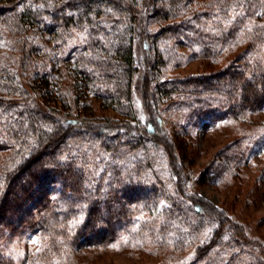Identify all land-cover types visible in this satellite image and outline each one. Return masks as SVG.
Segmentation results:
<instances>
[{"label":"trees","instance_id":"trees-1","mask_svg":"<svg viewBox=\"0 0 264 264\" xmlns=\"http://www.w3.org/2000/svg\"><path fill=\"white\" fill-rule=\"evenodd\" d=\"M136 45L152 52L145 67ZM179 47L209 62L207 75L168 78ZM138 89L183 130L250 115L264 131V0H0V264H86L117 247L158 264H264V244L234 218L194 200L139 204L172 192L142 147L163 145L165 120L127 130ZM89 99L129 122L82 117ZM251 151L234 140L222 173ZM17 236L38 237L34 252L6 253Z\"/></svg>","mask_w":264,"mask_h":264},{"label":"rangeland","instance_id":"rangeland-1","mask_svg":"<svg viewBox=\"0 0 264 264\" xmlns=\"http://www.w3.org/2000/svg\"><path fill=\"white\" fill-rule=\"evenodd\" d=\"M31 35L37 43L40 42L41 35L34 31L31 32ZM42 36L48 38L47 35L42 34ZM177 49V52L182 55V61L179 64L173 63L167 68L166 76L168 78L173 80L207 75L206 66L209 62L198 55L194 56L191 51L184 47ZM136 53L141 60L143 59L140 61L141 67L148 65L146 58L151 55V50L145 52V50H141L139 45H136ZM222 65L224 64L222 63ZM214 68H219V66ZM89 103H91L92 111L82 108V117H86L85 115L90 116L91 113L94 114L93 119L100 123L97 125H103L101 123L103 118L112 119L114 122L120 121V124L129 122L120 113L102 108L99 103L93 101L92 104L90 99ZM133 105L137 112V122H129L131 126L127 128L128 131L133 133V136L141 137L144 135L146 124L149 121H156L157 116H161L165 120L166 134L163 135L160 129L156 132L160 137V143L162 142L163 145L161 144L162 146L155 148L151 142H147L148 145L143 142L142 147H148L150 149H146L148 153L153 157L155 156L154 172L160 176L161 185L172 192L171 199H168L165 195L159 196V194H156L157 196L154 198L148 195L142 197L139 204L146 203L145 200L149 198L157 201V197L160 198L158 200L160 205L164 202L166 204L183 202L190 205L191 201L197 200L198 203L193 201L191 205L199 204L203 209L212 208L213 214H216L217 211L228 218H234L238 224L248 230L251 238L264 244V154H262L264 153V131L258 126V120H262V118L249 115L241 121L227 119L206 126L201 123L196 127L187 126L183 130L184 124L177 119L175 112H166L167 105H158L145 98L142 89L140 91L139 89L136 90ZM120 127L122 128V125H114L110 128L119 130ZM123 128L125 127L123 126ZM151 138L155 139L156 137L151 136ZM238 138H242L244 145L250 144L251 150H255V152L251 151L245 157L247 162L243 166H238L231 172L222 173L220 170L222 167L220 164H223L222 152ZM258 144H260L259 147ZM183 150H185V154L187 151V155L184 154ZM173 161L177 166L175 172L171 169ZM152 181L147 183L152 184ZM161 185L158 186L161 187ZM133 217L137 218L139 216L134 215ZM9 247L10 250H5L8 254L12 251L17 254L21 252L23 254L33 253L35 250L29 237L24 236L11 239ZM117 248L92 252L86 255L85 263L158 264L159 262L157 258L144 254L135 255L134 253L130 256L129 253H125L124 249ZM22 257H20V261H22Z\"/></svg>","mask_w":264,"mask_h":264},{"label":"snow or ice","instance_id":"snow-or-ice-1","mask_svg":"<svg viewBox=\"0 0 264 264\" xmlns=\"http://www.w3.org/2000/svg\"><path fill=\"white\" fill-rule=\"evenodd\" d=\"M40 7H44V5H40ZM109 11H111V9H109ZM45 19H47V17H45ZM250 30H251V28H249V31H250ZM73 31H75V29H73ZM86 31H87V29L85 28V32H86ZM77 36H78L81 40L85 39L84 33H77ZM141 119H143V117H141ZM44 127L46 128V130H47L48 132H52V131H53V127H52V126L45 125ZM32 142L35 143L34 140H33ZM262 154H264V153H262ZM60 159H61V160H65V161H67V160H68V156H67V155H62V156L60 157ZM89 187H90V185H89ZM70 223H71V224L73 225V227H74L75 224L77 223V221L74 219V220L71 221ZM69 231H71V229H69ZM125 239H126V238H125ZM31 242H32V243H38V242H39V238H38V237H32V238H31ZM113 247H115V245H113ZM20 255H23V253L21 252Z\"/></svg>","mask_w":264,"mask_h":264}]
</instances>
